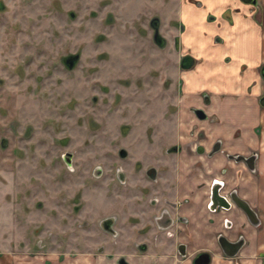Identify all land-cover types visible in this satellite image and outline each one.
<instances>
[{"label":"rangeland","instance_id":"obj_1","mask_svg":"<svg viewBox=\"0 0 264 264\" xmlns=\"http://www.w3.org/2000/svg\"><path fill=\"white\" fill-rule=\"evenodd\" d=\"M173 18L172 0H0V264H116L129 247L140 264L119 192L156 163L159 118L171 133ZM187 246L162 262L192 264Z\"/></svg>","mask_w":264,"mask_h":264},{"label":"crops","instance_id":"obj_2","mask_svg":"<svg viewBox=\"0 0 264 264\" xmlns=\"http://www.w3.org/2000/svg\"><path fill=\"white\" fill-rule=\"evenodd\" d=\"M172 3L175 18L185 24L178 55L189 54L196 60L184 75L189 81L187 105L207 109L211 120L202 127L208 132V147L220 140L224 150L217 156H193L182 163L184 172L194 176L185 191L193 202L188 208L194 223L193 249L210 250L211 264H264V0ZM173 30L180 33L179 26ZM205 94L210 99L208 106ZM189 121L195 120L191 117ZM229 154L254 156V167L231 160ZM200 164H204L203 171ZM201 174L218 176L229 188H236L257 213L258 224L251 223L243 211H234L226 212L232 223L225 228L219 214L207 210L206 202L200 204L195 189ZM201 228L207 233L205 239H201ZM222 231L230 242L242 238L234 256L219 243Z\"/></svg>","mask_w":264,"mask_h":264},{"label":"flooded vegetation","instance_id":"obj_3","mask_svg":"<svg viewBox=\"0 0 264 264\" xmlns=\"http://www.w3.org/2000/svg\"><path fill=\"white\" fill-rule=\"evenodd\" d=\"M173 20L177 22L175 16ZM174 21L172 23H175ZM173 45L175 50L179 51V35L174 37ZM75 58H79V55H72L66 58L65 61L71 66ZM177 63L180 69L174 72L177 73L180 78L177 79V82L172 83L174 85L173 91H176V93L172 97L174 108L170 118L172 123L171 133H165L164 119L162 117L161 119L159 118V124H157V146L159 147V151L157 152L158 154H156V163L145 167L141 166L140 168L130 167L127 177L125 176V186L119 192V194H123L126 199L136 201V204L125 205L124 209L128 216L127 221L134 224L133 226L141 224L138 232H134L138 233L137 237L140 239V244L143 245V248H141L142 252L139 253L140 264H164L162 259H168L170 257L173 262L174 249L177 250L176 254L180 255L186 253L187 245L194 248L190 240L193 237L192 229L194 223L192 216L188 214V208L191 207L193 202L188 195L185 194L188 188V182H190V180L192 182L191 177L193 178L194 176L184 172L182 163L189 157L199 156L201 158H209L224 152L220 140H216L211 144L210 148L208 147V132L202 127L204 122L211 120L207 109L205 107L187 105L186 92L189 81H187L184 75L194 68L196 63L195 58L189 54L180 57L177 55ZM133 70L137 71V68L135 67ZM127 76L130 77L129 80H132L131 73ZM181 77L184 79H181ZM163 99V97L157 99L159 101V106ZM203 100L205 106H208L210 99L206 94ZM186 109H188L189 117L195 120L193 123H190V118L188 119L186 115ZM186 137L187 139L190 138L189 142L183 140V138ZM167 139H172L173 141L170 150L166 147ZM122 153H124V151H122L121 154ZM67 154L71 157V153ZM227 157L236 162L246 161L251 168L254 167V156L246 157L239 154H229ZM250 158H252V160ZM198 167H200V171H203L205 168L204 164H200ZM199 177H201V183L196 186L195 191L200 198V204L206 202L207 210L219 214L223 218L222 221L225 228L231 226L232 221L226 216V212L243 211L232 202L231 194L235 192L239 198H243L236 188H229L226 181L220 179L218 176L214 175L209 178L210 176L201 174ZM214 187L218 188L220 196L225 197L228 202L231 203L230 209H212V191ZM247 203L249 202L247 201ZM132 217H134V219ZM212 220L215 219L213 218ZM200 234L202 235L201 239H205L207 233L204 228L200 229ZM218 237L226 240L223 231L218 234ZM163 239H166V242ZM179 239L187 240V244L182 243L180 245V243H178ZM241 239L242 238L233 241L232 243L240 242ZM162 243L164 248L160 246ZM219 243L224 251L230 250V245L225 248L220 240ZM127 249L128 251L126 253L121 254L117 258L116 264H132L130 259L134 257V254L131 250H135V253L138 252L136 249L130 247ZM196 252L199 253L192 259V264H198V261L204 258L203 256L199 259V256L206 253L211 257L209 264L212 263L213 254L210 250L201 248L200 250H196Z\"/></svg>","mask_w":264,"mask_h":264},{"label":"water","instance_id":"obj_4","mask_svg":"<svg viewBox=\"0 0 264 264\" xmlns=\"http://www.w3.org/2000/svg\"><path fill=\"white\" fill-rule=\"evenodd\" d=\"M250 159L252 160V158ZM231 200L237 207L243 210V212L246 214V216L248 217L251 223L255 225L258 224L257 213L249 205V203H247V201L239 198L235 192L231 194ZM212 204L213 205H211V207L213 210H216L217 208L228 210L231 208V203L228 202V200L225 197L219 195L218 188L216 187H214L212 191ZM219 240L223 244V247L227 248L229 247V245L231 246L230 250L228 249V251H226L230 256H234L238 252L241 245L243 244L242 240L240 242H234V243L228 241L227 239L224 240L223 238H219ZM203 256L204 258L198 261V264H209L211 258L210 255L206 253L202 256L200 255L199 256L200 258L199 257L198 258L201 259V257Z\"/></svg>","mask_w":264,"mask_h":264}]
</instances>
